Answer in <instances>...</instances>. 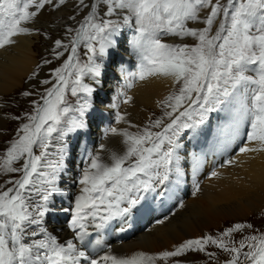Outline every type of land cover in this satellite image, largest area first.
Listing matches in <instances>:
<instances>
[{"label": "snow or ice", "instance_id": "1", "mask_svg": "<svg viewBox=\"0 0 264 264\" xmlns=\"http://www.w3.org/2000/svg\"><path fill=\"white\" fill-rule=\"evenodd\" d=\"M65 3L0 0V49L15 43L18 35L39 34L28 25L48 8L59 10ZM74 6L76 15L69 19L75 27L66 26L64 36L55 39L51 48L56 60L66 56L62 66L50 73L56 82L39 81L52 87L40 95L42 103L33 101V112L24 117L28 122L18 129L22 134L5 150L0 163V175L21 173L19 179L0 184V264H166L188 252L211 257L209 244L230 254L225 264H264V234L245 236L239 247L206 236L159 254L93 256L87 251L90 245L94 249L101 245L98 238L93 243L90 227L106 229L172 198L186 175L185 167L195 172L201 163L200 156L184 151V138L189 132L206 134L213 116L222 121L215 129L218 137L237 136L244 122L247 141L264 146V0H75ZM129 31L134 33L131 39ZM166 37H190L196 43H168ZM81 48L86 60H81ZM121 53L136 56L140 81L170 79L173 90L159 102L164 109L161 118L142 128L128 122L136 132L108 128L104 135L122 137L123 151L107 150L105 157L104 144L99 151L86 150L74 181L78 192L66 196L63 174L73 166L71 137L83 139L89 133L96 111L98 90L85 84L84 77L103 83L109 70L124 74ZM66 92L85 99L73 109ZM70 111L78 112V117L65 120ZM122 122L125 115L116 112L115 123ZM53 140L59 141L56 159L50 158ZM239 151H264V147L245 146ZM20 161L19 168L12 167ZM65 198L71 205L57 210V203ZM56 211L67 214L72 233L63 242L48 228ZM246 227L253 228L237 223L222 236Z\"/></svg>", "mask_w": 264, "mask_h": 264}, {"label": "bare ground", "instance_id": "2", "mask_svg": "<svg viewBox=\"0 0 264 264\" xmlns=\"http://www.w3.org/2000/svg\"><path fill=\"white\" fill-rule=\"evenodd\" d=\"M45 12L35 23L28 25L31 29L38 30L39 34L33 31L30 35H18L13 38L15 43L0 49V139H5L6 127L9 124L6 122L7 116L4 115L6 104L17 97L28 80L33 83L35 79L32 75L40 62L38 44L45 38L49 39V32H54L53 15H47ZM55 14L62 15L63 12L58 10ZM133 34L131 31L128 32L129 39ZM183 40L176 37L165 38V42L168 43ZM121 56L125 62L124 74L109 70L103 83L99 80L93 81L90 76L84 77L85 84L98 90V96L94 101L96 111L91 116L89 133L83 136V139L71 137L73 166L63 174L66 196L78 192L74 181L81 171L83 155L87 149L99 151V146L104 144L106 151L102 155L105 157L108 155L107 150L123 151L122 137L104 135L108 128L116 127L121 131L136 132L137 129L130 128L128 122L142 128L154 117L163 116L164 109L159 102L172 92V81L162 77H149L140 81L136 76L139 70L136 56L128 53H121ZM45 69L44 66L42 74ZM175 87L178 88V85ZM128 97H131V100L125 104L124 100ZM84 99L83 96L80 103ZM116 112L124 114L126 122L115 123ZM77 117L78 115L74 118ZM221 122L213 116L207 126L206 134L193 136L189 132L185 136L184 151L200 156L201 163L195 172L185 167L186 175L179 186L174 188L171 198L173 208L170 211L164 210V205L155 202L150 210L133 215L127 221L113 222L114 239L103 240L101 246L96 247L93 256L105 253L117 256H131L138 252L157 254L159 250L174 244L201 237L211 226L215 227L229 221L248 220L257 214H263L264 151L241 153L239 149L245 146L249 148L264 146L247 141L244 122L240 124L237 136L218 137L215 135V129ZM92 142L93 146L88 148ZM77 144H79L78 148ZM50 153V158L56 159V152L50 151ZM184 159L189 160L190 157L185 156ZM197 186L199 191H196ZM189 195H192L191 198H188ZM70 205L71 201L65 198L57 203L56 208L59 210ZM163 211L169 213L164 217ZM62 215L66 216L65 213ZM134 217H142L145 221L140 228H137ZM60 219L66 221L57 222L51 217L48 228L59 238V241L63 242L72 238V233L67 227L68 217ZM161 220L164 222L159 223ZM93 231L96 234L100 232L96 229L90 232Z\"/></svg>", "mask_w": 264, "mask_h": 264}, {"label": "rangeland", "instance_id": "3", "mask_svg": "<svg viewBox=\"0 0 264 264\" xmlns=\"http://www.w3.org/2000/svg\"><path fill=\"white\" fill-rule=\"evenodd\" d=\"M71 2H73V4H71ZM74 5H75V0H66L65 5H63L59 8V10H61V12H63L62 15H56L55 13L58 10L54 11L51 8H48L45 12L47 15L48 14L51 16L53 15L52 17H53V21H54L53 23L54 24H52V27H53L52 30H54V32H49V39L48 40H46V38L42 36L45 39L42 40L41 43L38 44L40 46L38 49V51L40 52V57H39L40 62L38 64L35 72L32 75V77L35 80L33 81V83L29 82V80H28L26 82V84L22 87V90L17 95V97L14 100H12L11 102L6 104L7 108H6L4 115L7 116L8 119L6 122L7 123L9 122V124H7V127H6L7 134L5 136V139L4 140L0 139V163H2V160L4 158H6L5 150L12 143L15 142V140L18 138V134H22V133H18V129H20L24 123L28 122L24 119V117L27 113L33 112V101H38V102L42 103V101H40V95L42 93H44V90L46 88L52 87V84L41 85L39 83V81L50 79V80H52L53 84L56 82L55 78L52 77L50 75V73L53 69L59 68L62 66V62L66 58V56L62 57L60 60H56L53 57V55L51 54V48L53 46V41L55 39H60L64 36V34H65L64 28L66 26L72 25L75 27V21H72L69 19L70 16L76 15V9H75ZM66 8H67V10H66ZM67 18H68V20H66ZM190 26L196 27L195 25H190ZM198 27H202V25L198 26ZM195 43H196V41H194L190 37L184 38L183 41L176 42V44H188V45H193ZM80 51H81V60H86V57L83 55V49L81 48ZM46 60H50L52 62L50 64H46L45 63ZM44 66L46 67V69L44 70L45 71L44 74H42ZM178 88H179V85H178ZM24 92H31V93H35V94L32 96H29V97H24L23 96ZM65 96H66V101H67L68 105L73 109L78 107V105L80 103V99L83 97V95H78V96L74 97L70 94V92H66ZM77 115H78V112L70 111L67 114V116L65 117V120L73 119ZM14 117H20V119L17 120ZM161 117H162L161 115L154 117L150 121V123L152 121H154L155 119L161 118ZM167 122H168L167 119H165V123H167ZM153 130L158 131L159 129H153ZM54 135H57V134H54ZM91 138H94V136H91ZM88 139H90V138L88 137ZM58 146H59V141L53 140L51 143L49 151H52V152L55 151L56 152V149ZM92 146H93V142L90 143V145H88V148L92 147ZM87 151H88V149H87ZM34 152L36 155H39V150H34ZM85 159H86V156L84 154L83 155V161ZM21 163H22V161L14 162L12 164V167L19 168L21 166ZM20 175H21V173H12L11 175H7V174L0 175V184H4V182L9 180V179H13V180L19 179ZM68 183H70V182H68ZM12 186H13L12 184L7 185V187H12ZM191 196L192 195H189L188 198L189 197L191 198ZM172 201L173 200L170 199L166 202H163V203H161V206L164 205L163 209L170 211L174 206L172 204ZM168 213L163 211L164 217ZM60 214L62 215V213H60ZM66 216H67V214H66ZM135 219L137 222L136 224H138L139 226H142L143 222H145L142 220V217H135ZM237 223L244 224V225L250 224L253 226V228H247L246 227L245 229H243L242 232H234L228 237L222 236V233H224L225 231H227L229 228L233 227ZM110 227H111L110 230L112 231L113 225L111 224ZM211 227L209 229L205 230L204 234L199 238H203L206 236H212L213 238H218V239L222 238L224 240V242L229 247H231V246L239 247V242L242 239H244L245 236L264 234V212H263V214L262 213L257 214L256 216H253L252 218H249L248 220L232 221V222L229 221V222L219 224L215 227L214 226L212 228ZM93 229L95 230L94 227H90L89 232ZM104 230L107 234L109 233V229L106 228ZM99 231L100 232H97V234L94 232L92 233L93 243H94V240L97 238L101 240V243L104 241H109V238L104 234L103 229H101ZM101 236H102V239H101ZM194 239H197V238H194ZM180 244H182V243L174 244L168 248H164L162 250H159V252L157 254H159L163 251H172L175 249L176 246H178ZM207 251L213 253L214 255L210 257L206 253L188 252L187 254L182 255L180 257L170 258L166 262V264H174V260L179 261L180 264H225L226 260L230 259L229 253L221 251L220 249L216 248L214 245L209 244L207 246ZM156 264H165V262L157 261Z\"/></svg>", "mask_w": 264, "mask_h": 264}]
</instances>
